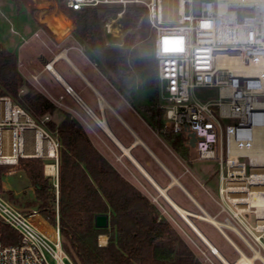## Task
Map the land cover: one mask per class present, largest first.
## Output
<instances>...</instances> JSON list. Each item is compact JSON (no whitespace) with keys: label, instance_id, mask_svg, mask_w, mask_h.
<instances>
[{"label":"built area","instance_id":"obj_1","mask_svg":"<svg viewBox=\"0 0 264 264\" xmlns=\"http://www.w3.org/2000/svg\"><path fill=\"white\" fill-rule=\"evenodd\" d=\"M182 4L175 24L168 25L165 0H28L37 24L60 41L74 37L76 12L83 9L146 8L154 31L159 106L164 111L161 132L184 135L186 145L196 152L195 162L217 163L218 199L214 202L218 213L215 217L203 214L230 224L222 229L212 225L225 239L230 231L250 251L257 249L263 259L256 261L264 264V179L258 175L264 173V160L252 155L258 136L264 149V0H202L196 10L194 0H182ZM57 21L69 29L63 37L51 29ZM110 28L106 25V34ZM54 61H43L44 70L51 72L49 65ZM198 89L217 90V98L201 99ZM66 92L71 94L72 88L66 87ZM48 121L49 115L38 122L10 97L0 96V166L11 167L6 175L15 172L20 159L46 157L29 154L30 133L48 142L54 152L58 149L44 127ZM190 134L196 138L194 148ZM259 200L262 205L255 203ZM37 216V212L28 216L0 195V221L20 236L18 244H4L0 239V264H74L64 249L59 224L49 237L36 225ZM228 242L242 258L244 252L231 239ZM205 247L208 254L197 248L209 264H224L210 246Z\"/></svg>","mask_w":264,"mask_h":264},{"label":"trees","instance_id":"obj_2","mask_svg":"<svg viewBox=\"0 0 264 264\" xmlns=\"http://www.w3.org/2000/svg\"><path fill=\"white\" fill-rule=\"evenodd\" d=\"M20 8L19 0H12ZM75 38L84 55L97 66L125 100L141 114L149 126L161 134L162 111L157 109L160 95L158 64L154 58L141 57L137 49L112 47L106 40L102 8L76 12ZM54 23V22H53ZM56 23V24H55ZM54 23L57 37L69 29ZM111 73L124 81H143L148 102L138 108L132 87L124 90ZM26 87L22 97L19 92ZM0 96L10 97L33 118L53 114L57 107L34 91L18 70V56L0 43ZM49 132H56L60 142L58 182L44 174L41 158L20 159L19 165L35 188L36 200L26 204L36 208L52 227L59 224L64 249L74 264H202L195 252L141 190L124 178L89 139L85 129L65 112L59 125L46 122ZM169 147L181 157L190 148L184 135L163 134ZM11 169L0 166V194H5L3 179ZM10 199L11 192L6 193ZM28 216L33 211L25 212ZM108 214L107 229L95 227V216ZM101 235L108 236L105 246ZM0 239L4 244H18L19 234L0 221Z\"/></svg>","mask_w":264,"mask_h":264},{"label":"rangeland","instance_id":"obj_3","mask_svg":"<svg viewBox=\"0 0 264 264\" xmlns=\"http://www.w3.org/2000/svg\"><path fill=\"white\" fill-rule=\"evenodd\" d=\"M202 0H194L195 2V10L198 8V5ZM20 8L16 5L12 0H0V43L7 48L9 51L16 52L21 61L26 62L25 66L21 67L23 73H20L25 81H27L35 92L44 95L49 99V72L45 71L43 68L44 62H50L56 60V58H60V61L55 66V69L63 76L72 86L78 87L81 83L79 79L75 76V73L70 69V67L66 64L64 60L66 56L69 60L78 67L81 71H83L86 75H90L87 66H90L89 62L85 59L83 48L77 42L75 36L68 37L65 40L56 39L52 33H49L42 29L39 24H37L35 20V11L32 10L28 5V0H19ZM102 8V13L104 14V29L106 25H109L111 28V33L106 34V40L108 44L112 47H123L130 49H137L141 57L144 58H153V37L154 31L150 26L148 20V12L146 8L142 5H128L126 7L119 6H100ZM176 18H167V24L173 25L175 24ZM52 31L56 34L55 28H51ZM17 32L15 34L13 32ZM36 34H38L36 36ZM35 35V36H34ZM42 57L44 62L40 59ZM63 59V60H61ZM31 61L30 63L27 61ZM19 65V62H18ZM19 70V66H18ZM27 77H25V75ZM111 76L115 79V81L121 85V87L126 90V87H132L135 92V102L137 106H139V99L136 96H140L143 90V81L139 77L136 78L134 82L124 81L121 78L116 77L111 73ZM37 78V80L34 79ZM92 79V78H91ZM78 85V86H77ZM48 89V90H47ZM28 92V89L24 87L20 92L19 96L22 97L24 94ZM196 94L201 99H211L217 98V90H209V89H198L196 90ZM82 97L85 99L89 105H91L94 101L93 96L88 91L82 92ZM13 100V99H12ZM72 108L71 116L73 118H77V112H79L85 121L90 125H84L91 133L101 148L108 151L109 155L113 157V159L121 166L123 163H127L126 157L122 155V153L116 149L113 144V140L110 139L105 132L99 127L96 121L86 113L81 105L78 103L72 102L71 99L67 100ZM161 103V89L159 100L157 104V109L162 111V121L164 123V111L159 106ZM163 104H166L162 101ZM92 106V105H91ZM77 111V112H76ZM94 113L100 118L105 117L109 123V125L113 126L111 123V117H113L112 112L107 110L98 111L93 108ZM76 112V113H75ZM53 114L49 115V122H54L56 125L57 122L53 120ZM76 116V117H75ZM109 116V119H108ZM43 117H36L35 119L40 122ZM80 120V119H79ZM79 122V121H78ZM163 137V134L156 132ZM49 135L57 141L59 147L55 148V157H50L49 159L44 157L45 164L53 163L54 165L59 166V150H60V142L58 140V135L56 132H49ZM116 135V134H114ZM31 136V135H29ZM112 148L110 151L107 147ZM56 154L58 156V161L56 158ZM117 155V157L115 156ZM196 152L194 149H182L181 150V158L184 164L187 166L188 170L184 167H181V170L176 173L177 177L186 176L194 186L200 188V193L194 196V199L189 198L187 194L182 190H179L181 195L188 200L187 203L178 202L179 206L188 210L189 212L195 214L199 217H205L203 211L208 213L211 217H215L218 213V207L214 202V199H218V165L214 161H196ZM124 171L127 169L125 167ZM191 171V172H190ZM46 177H48L45 173ZM169 178V177H168ZM52 182L57 184L58 180V169L56 177H52ZM144 185L149 187L152 195H150L147 190L143 187V185L137 181V184L143 189V191L151 198V201L155 203L162 214L168 219V221L172 224V226L177 230V232L181 235V237L187 242V244L192 248L195 252L196 257L202 264H209L200 249L207 252L205 244L200 240V238L194 233V231L182 220L180 215L169 205V203L159 195L153 188L147 185V183L142 179L141 180ZM169 181V180H168ZM6 184L4 187L5 192H11L13 194V198L10 199L9 196L5 194H0L5 200H7L12 206L16 209L28 212L35 211L34 209H27L26 204L28 202H34L36 200L35 188L30 183L27 178L25 172L22 170L21 166L18 165L14 175L8 178L3 179V183ZM202 183L205 187L200 184ZM164 187V183L160 182ZM169 196L174 199L176 194L173 192H168ZM222 218H219L222 221ZM194 225L202 232L205 237L210 241V243L217 248V250L221 253V255L227 259L229 262L234 263L238 259H240V255L236 250L232 247V245L228 242L230 239L232 242L240 248L245 256L251 258L254 254L250 251L243 241L234 233L230 231H226L228 236L227 240L218 232V230L209 222H206L200 218L191 217ZM251 221L254 223L253 218ZM99 242V239H98ZM198 247V248H197ZM208 254V252H207ZM211 257V256H210ZM214 259L213 257H211ZM214 261H216L214 259ZM217 264H219L216 261ZM255 264H261L259 261H255Z\"/></svg>","mask_w":264,"mask_h":264},{"label":"crops","instance_id":"obj_4","mask_svg":"<svg viewBox=\"0 0 264 264\" xmlns=\"http://www.w3.org/2000/svg\"><path fill=\"white\" fill-rule=\"evenodd\" d=\"M84 57L90 64V66H87V69L90 73L89 76L86 75L83 71H81L78 67H76L69 60L67 56H66L67 60H64L66 64L70 67V69L75 73V76L79 79L81 84L79 86L77 85L78 87L72 86L55 69V66L58 63V61H60V58H56L53 65H50V67L52 66V69L51 68L49 69L51 72H49L48 94H49V100L57 107V110L54 112L55 114L52 117L53 120L56 121L57 124L59 125L64 118L65 112L72 114V110L75 111V109L72 108V106L67 101L68 99H71L72 102L76 104L78 103L77 102V100H79L78 98H80L81 101L87 106V108L90 109L91 112L93 113H94L93 108L98 111H102V110L104 111L109 109L113 115V117L110 118L113 126L109 125L106 116L104 118L103 117L100 118L101 119L103 118V120L105 119L106 121L105 124L112 132L115 140L110 138L106 134V132L100 126L99 127L105 132V134L110 139L113 140V144L115 145L116 149H118L122 153V155L126 157L127 163L124 162L123 166H121L119 162L116 161V159L114 160L113 157L109 155L107 150L101 148L96 138L91 133H89L87 128L84 126L85 124L89 125L87 121H85L83 116L76 111L77 112V113L75 112L77 114L76 120H78L81 123L89 139L95 146V148L108 159V161L118 170V172L124 178H126L129 182H131L134 186H136L139 190H141L143 194H145L150 200L151 198L137 184V181L143 185V187L147 190V192L150 195H152V193L149 187H147L142 183L141 181L142 179L147 183L148 186H150L156 192H158L159 195H161V197L164 198V196L162 195L160 190L156 188V186H154V184L148 179V177L151 178L156 183V185L160 189L165 191L167 194H169L168 193L169 191L170 192L174 191V193L176 194V197H174V199H172L169 195L168 196L177 206H179L178 202H181L183 204L188 202V200L181 195L179 190L181 191L183 190L187 194V196H189V198L194 199V196L200 193L201 191L200 188L194 186V184H192V182H190V180L186 176L181 175L182 177H177L176 175V173L181 170V167L183 165L188 170L182 158L169 147V145L166 143V141L163 139L161 135L156 133L149 126V124L145 119H143L141 114H139V112L135 110L125 100V98L117 91V89L109 82V80L98 70L97 66L93 64L85 55ZM40 59L44 61L42 57H40ZM18 62H19L18 65L19 72L23 73L21 67L22 66L24 67L26 62L21 61L19 59V56H18ZM27 62L30 63L31 61L29 60ZM24 75L25 77H27L26 74ZM66 87H71L73 92L71 94L67 93ZM83 91H88L93 96L94 101L91 104L92 106L89 105V103H87L85 99L82 97ZM136 98L139 99V103H140L139 106H143L148 102L146 92H142L140 96H136ZM79 103L78 104L81 105L83 110L87 113L86 109L81 104V102ZM135 105L137 106L136 102ZM82 123H84V125ZM29 135H31V133ZM116 141L120 143L129 152L133 160L128 158V156L125 154L122 148H119ZM107 147L110 151H112L111 147H109L108 145ZM28 152H30L29 149ZM115 156L117 157V155ZM49 164H53V163H49ZM123 167H125L127 169L126 171L128 172H125ZM13 175L14 173L12 175H6L4 178H8ZM48 177L52 178V176H48ZM160 182L164 183L165 186L163 187ZM6 184L9 183L7 182L3 183V187H5ZM200 184L204 187L202 183ZM179 207L182 208L181 206ZM34 219L36 225L40 230L48 234L49 237L53 236L54 228L40 214H38V216L35 217ZM101 237H105L106 239L105 242H102ZM107 243H108V236L101 235L99 237V244L105 246L107 245Z\"/></svg>","mask_w":264,"mask_h":264},{"label":"bare ground","instance_id":"obj_5","mask_svg":"<svg viewBox=\"0 0 264 264\" xmlns=\"http://www.w3.org/2000/svg\"><path fill=\"white\" fill-rule=\"evenodd\" d=\"M165 10H166L165 15L167 18L178 17L180 12H182V10H183L182 0H165ZM51 65H53V64H51ZM50 68L52 69V66L50 67V65H49V69ZM77 102L78 103L81 102V104L86 109L88 115H90L96 121V123L106 132V134L110 138L115 140V138H114L112 132L110 131V129L108 128V126L105 124L104 121H102L103 118L101 119L98 116H96L93 112H91V110L88 109L87 106L81 100H77ZM259 137L260 136H258V138L256 139V146L253 149L252 155H254V157H257L260 160H264V149L262 147L261 139ZM31 138L33 141V145L30 146L31 149L29 148V151H30L29 153L39 152L40 154H42L48 158L52 157V156L54 157V155H55L54 149L48 144V142H46L45 140H42L39 135H34V133H31ZM34 143H36V145ZM117 145L119 146V148H122L124 150V152L128 156V158L133 160L131 155L129 154V152L120 143L117 142ZM57 169L58 168L54 164L48 163L45 165V173L48 176L56 177ZM258 175H260V177H262L264 179V173H260ZM148 179L154 184V186H156V188H158L160 190V192L164 196L165 200L166 201L168 200L169 204L176 210V212L180 215L182 220L194 231V233L200 238V240L204 244H206L207 246H210L214 250L215 254L218 255V257H220L224 261V264H255L256 260L263 259L262 254L257 249L253 248L254 255L251 258L242 254V258L238 259L236 262H234V263L229 262L227 259H225L221 255V253L217 250V248L210 243V241L205 237V235L199 231V229L194 225L193 221L191 220V217L200 218L206 222H209V223L215 225L219 229H222L224 226L228 227L231 225L230 224H223L222 222L216 221V220L212 219L208 214H205L204 215L205 217H202V216L199 217L200 215L196 216L195 214L180 208L179 206H177L172 201V199L168 196V194L165 191H163L162 189H160L156 185V183L151 178L148 177ZM255 203L257 205H262L263 201L259 200V201H256ZM101 240H102V242H105L106 239H105V237H101Z\"/></svg>","mask_w":264,"mask_h":264},{"label":"water","instance_id":"obj_6","mask_svg":"<svg viewBox=\"0 0 264 264\" xmlns=\"http://www.w3.org/2000/svg\"><path fill=\"white\" fill-rule=\"evenodd\" d=\"M45 64V63H44ZM79 100H81L79 98ZM102 121L106 122L105 119ZM191 140H190V146L192 148L195 147L196 138L193 134H190ZM110 226V217L108 214H99L95 216V227L98 229H107Z\"/></svg>","mask_w":264,"mask_h":264}]
</instances>
